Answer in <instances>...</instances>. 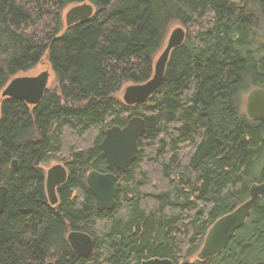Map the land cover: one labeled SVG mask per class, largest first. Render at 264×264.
I'll return each mask as SVG.
<instances>
[{
  "label": "trees",
  "instance_id": "16d2710c",
  "mask_svg": "<svg viewBox=\"0 0 264 264\" xmlns=\"http://www.w3.org/2000/svg\"><path fill=\"white\" fill-rule=\"evenodd\" d=\"M85 3L93 17L67 27L63 12ZM175 25L188 32L162 85L125 105L119 93L153 78ZM45 57L56 87L41 103H0V264H264V199L226 250L198 259L214 223L264 181V123L243 109V94L264 89V0H0V93ZM133 117L146 122L138 157L100 212L87 176L107 172L105 131ZM56 159L69 177L53 207L41 166ZM72 231L93 238L90 257L74 253Z\"/></svg>",
  "mask_w": 264,
  "mask_h": 264
},
{
  "label": "water",
  "instance_id": "95a60500",
  "mask_svg": "<svg viewBox=\"0 0 264 264\" xmlns=\"http://www.w3.org/2000/svg\"><path fill=\"white\" fill-rule=\"evenodd\" d=\"M95 13L91 4L85 3L70 8L65 15L67 27L90 20ZM183 27H177L171 33L165 49L155 63L153 78L140 85L128 86L123 94V103L136 106L146 103L162 85L168 63L174 50L181 47L186 39ZM50 79L49 72L38 76H18L8 83L2 91L4 98L23 101L29 106H37L43 100ZM247 115L256 122L264 123V89L257 88L249 92L246 102ZM146 132V122L141 117H133L125 127L114 126L105 131L101 143L102 158L107 164V172L91 171L87 176L88 186L94 195L98 211H111L116 204L118 178L116 171L125 170L138 157L139 139ZM17 165L14 161L12 167ZM68 179L67 169L55 165L47 173L46 190L51 206L58 204L57 188ZM8 188L0 187V216L7 205ZM264 199V181L254 184L250 189V199L232 213L220 218L209 230L204 245L198 253L199 260H207L227 249L236 232L242 228L255 206ZM67 240L77 256L90 257L95 251L93 238L84 232L72 231ZM47 264H56L49 262ZM142 264H174L170 259H151Z\"/></svg>",
  "mask_w": 264,
  "mask_h": 264
},
{
  "label": "rangeland",
  "instance_id": "374dc122",
  "mask_svg": "<svg viewBox=\"0 0 264 264\" xmlns=\"http://www.w3.org/2000/svg\"><path fill=\"white\" fill-rule=\"evenodd\" d=\"M73 6H70L68 7L64 12H63V21L65 22V15L67 13V11L72 8ZM177 27H183L182 25H175L173 27H171L166 35H165V38H164V41L162 43V46L160 47L159 51L156 53L155 55V59H154V62L156 63L159 56L161 55V53L163 52V50L165 49L166 47V44L168 42V39L171 35V33L173 32L174 29H176ZM186 31V33L188 32V29L186 27H183ZM43 72H49L50 73V79H49V83H48V89H54L56 87V78H55V75L51 69V66L48 62V59L47 57H45L37 66H35L32 70L26 72V73H23V74H19L17 75L16 77L18 76H38L39 74L43 73ZM126 87L119 93L118 95V99L123 101V94H124V91H125ZM4 90V89H3ZM249 93H245L243 94V109L244 111H246V102H247V96H248ZM3 99V96H2V92L0 93V103H1V100ZM64 165V162L61 160V159H56V160H51L49 162H47L46 164L42 165L41 168L45 171V173L47 174V172L49 171V169H51L53 166L55 165ZM196 258V257H195ZM195 258H193L192 260H194Z\"/></svg>",
  "mask_w": 264,
  "mask_h": 264
},
{
  "label": "flooded vegetation",
  "instance_id": "af4514ba",
  "mask_svg": "<svg viewBox=\"0 0 264 264\" xmlns=\"http://www.w3.org/2000/svg\"><path fill=\"white\" fill-rule=\"evenodd\" d=\"M64 167H65V166H64ZM65 168H66V167H65ZM67 172H68V170H67ZM47 173H48V172H47ZM68 177H69V173H68ZM67 180H68V179H67ZM46 182H47V174H46ZM66 182H67V181H66ZM63 185H64V184H63ZM61 186H62V185H61ZM61 186H60V187H61ZM60 187L57 188L58 204H59V200H60V199H59L58 190H59ZM46 193H47V190H46ZM47 197H48V196H47ZM49 203H50V202H49ZM58 204H57V205H58ZM50 205H51V204H50ZM57 205H55V206H53V207H56Z\"/></svg>",
  "mask_w": 264,
  "mask_h": 264
}]
</instances>
